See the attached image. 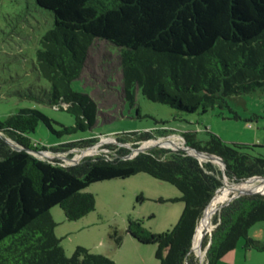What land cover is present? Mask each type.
Returning <instances> with one entry per match:
<instances>
[{"label":"trees","instance_id":"16d2710c","mask_svg":"<svg viewBox=\"0 0 264 264\" xmlns=\"http://www.w3.org/2000/svg\"><path fill=\"white\" fill-rule=\"evenodd\" d=\"M35 1L54 17L35 63L49 91L46 97L32 92L25 96L72 114L75 125L65 133L90 130L97 123L96 101L72 86L97 40L118 49L124 93L132 104L141 91L149 100L179 111L206 113L226 106L229 97L264 90V0ZM42 122L50 125V119L34 108L0 120V264H116L85 246L68 256L51 210L60 206L67 220H80L96 210L95 195L86 192L91 184L139 173L178 188L181 197L171 201L183 202L184 209L171 230L159 233L146 228L144 220L129 217L126 234L140 244L156 245L160 264H201L192 251L193 241L206 208L223 186L219 167L200 162L183 148L157 147L125 159L131 150L116 145L104 147L109 153L64 167L59 160L44 161L27 150H14L4 139L25 149L55 153L87 149L99 141L93 136L51 147L34 143L30 135ZM182 137L187 146L221 157L231 182L264 177V155L254 153L256 145L230 144L213 133L206 142L194 133ZM155 138L145 131L117 142L136 145ZM260 221L264 194L244 195L223 206L202 242L207 249L204 264H217L241 238L246 250L264 251V243L249 236ZM110 240L120 249L124 234L114 229Z\"/></svg>","mask_w":264,"mask_h":264},{"label":"rangeland","instance_id":"374dc122","mask_svg":"<svg viewBox=\"0 0 264 264\" xmlns=\"http://www.w3.org/2000/svg\"><path fill=\"white\" fill-rule=\"evenodd\" d=\"M53 26L52 13L39 7L35 0H0V120H6L22 108H34L50 119V125L42 122L30 135L34 143L51 147L96 136L100 144L86 152H82L84 149H74L59 153H33L36 158L59 160V165L64 167L75 165L88 156L107 152V148H104L107 145L120 146L117 142L119 137L126 138L127 134L145 131L153 132L156 138L152 140L173 144L176 148H184L186 141L182 136L186 133H194L197 140L202 142L208 141L213 133L230 144L256 145L254 153L264 155V90L229 97L226 106H216L206 113L179 111L167 104L149 100L141 91L136 92L135 103L132 104L124 93L118 49L101 40L90 48L82 75L72 84L75 91L87 94L96 101L97 123L90 130L65 133L66 127L75 125L72 114L25 96V93L32 92L46 97L49 91V83L40 78L35 63L41 38ZM103 137L116 140L106 143ZM146 142L149 141L126 147L132 149L144 145L145 151L159 147L155 146V142ZM85 153L90 154L82 156ZM215 165L220 168L219 164ZM86 192L96 197V210L88 216L69 221L60 206L51 210L58 223L56 234L62 239L68 256L77 246H85L98 253L94 251V244L100 239L101 230L107 229V243H112L110 234L114 229L126 234L129 217L144 220L145 227L156 233L171 230L184 209L183 202L171 201L181 197L178 188L146 173L96 182ZM139 196H143L144 200L138 201ZM219 210L217 207L213 218ZM95 219L98 225L89 223L95 222ZM207 231L208 226L204 225L199 234ZM249 236L264 243V221L254 224ZM202 239L201 236L197 251ZM245 243L246 240L241 238L233 260H222L218 264H264V251L246 250ZM140 245L146 251L147 264H160L155 256L156 245Z\"/></svg>","mask_w":264,"mask_h":264},{"label":"water","instance_id":"95a60500","mask_svg":"<svg viewBox=\"0 0 264 264\" xmlns=\"http://www.w3.org/2000/svg\"><path fill=\"white\" fill-rule=\"evenodd\" d=\"M4 139L10 144V146H11L14 150H27V151L30 152L31 154H33V153L44 154V153H45V151H38V150L25 149L23 146L19 145L18 143H16L15 141H13V140L10 139V138L4 137ZM149 141H152V140H149ZM153 141H158V140H153ZM146 143H147V142H146ZM99 144H100V143H97V144L93 145V146L90 147V148H97V147L99 146ZM155 146H159V147H161V148H174L173 146H165V145H162V144H159V143L155 144ZM90 148L84 149L82 152H84L85 150H88V149H90ZM175 148H176V147H175ZM183 149L185 150V152H186L187 154L196 157V158L199 159V161L202 162V163H203V162H212V163H214V164H215L216 162L219 163L220 170H221L222 173H223V186H222V187L225 186V184H226V180L228 179V177L226 176V173H225V166H226V165H225V162H224V160H223L221 157L216 156V155H213V154H210V153H208V152H203V151L196 150V149H194V148H192V147H190V146H187V145H184V148H183ZM130 150H131L132 152H131L129 155H127V156L125 157V159H132V158H134L135 156H137L139 153H141V152H146L145 149H144V145L139 146L138 148H132V149L130 148ZM82 154H83V153H82ZM82 154H81V155H82ZM86 156H87V155H86ZM201 157L204 158V159H206V160L202 161V158H201ZM74 160H76V159H74ZM255 178H261V179L264 180V177H258V176H256V177H252V178H250V179H248V180H245V181H243V182L236 183V185L241 184V183H244V182H247V181H250V180L255 179ZM222 187H221V188H222ZM221 188H220V189H221ZM220 189H218L217 193L220 191ZM234 189H235V193L233 194V196L231 197V199H230L229 201H227L225 204H223V205L220 207V209H222L223 206L228 205V204H229L230 202H232L233 200H235V199H237V198H240L241 196H244V195H251V194H256V193H261V192H259V191H257V190L242 191V190H240L239 188H236V187H235ZM217 193H216V195H217ZM261 194H264V193H261ZM216 195L214 196V198L216 197ZM214 198L212 199V201L214 200ZM212 201H211V203H212ZM211 203L208 205V207L211 205ZM208 207L206 208V210L208 209ZM206 210H205V212H206ZM205 212H204V216H205ZM204 216H203V217H204ZM202 219H203V218H202ZM201 221H202V220H201ZM201 221H200V223H201ZM200 223H199V225H200ZM199 225H198V227H197L196 234H197V232H198ZM212 230H213V229H212ZM212 230H211L209 233H211ZM196 234H195V237H196ZM205 235H206V234H205ZM205 235L203 236V239H204ZM195 237H194V241H193V248H192V251L195 252L196 255L200 258L201 264H204L205 256H206V253H207V249H206V250H203V248H202V242H203V239H202V241H201V245H200V250L197 251V250L195 249V247H194Z\"/></svg>","mask_w":264,"mask_h":264},{"label":"crops","instance_id":"0c3cea01","mask_svg":"<svg viewBox=\"0 0 264 264\" xmlns=\"http://www.w3.org/2000/svg\"><path fill=\"white\" fill-rule=\"evenodd\" d=\"M94 221L95 222H89V223L93 225H98L99 222H97L96 219ZM108 233L109 232L107 231V229L101 230L100 239L96 240L94 244L95 245L94 251L114 258L116 261V264H147V256H145L146 251H144V247H142L138 241L133 239L131 236L125 234L122 247L120 249H114L112 243L110 242L107 243ZM107 245H108V250L106 249ZM107 251L109 252L111 251V253L113 254L108 253ZM235 253H236L235 250L233 252H230L219 262H221L222 260L232 261L235 256Z\"/></svg>","mask_w":264,"mask_h":264},{"label":"bare ground","instance_id":"6f19581e","mask_svg":"<svg viewBox=\"0 0 264 264\" xmlns=\"http://www.w3.org/2000/svg\"><path fill=\"white\" fill-rule=\"evenodd\" d=\"M156 144H162V145H170L173 147H176L173 144H165V143H160L159 141H153ZM147 145V144H146ZM149 145H147L148 147ZM86 152V151H85ZM90 153H85V155L82 156H86L89 155ZM202 158V157H201ZM206 159L202 158V161H204ZM216 164H219L216 162ZM239 188L242 191H250V190H257L261 193H264V180L261 178H255L252 179L250 181L241 183L236 185V183L231 182L229 179L226 180V184L224 187H222L220 189V191L217 193L216 197L214 198V200L212 201L211 205L208 207V209L205 212V216H204V220L200 223L199 228H198V232L196 235V239H195V243H194V247L197 250L198 248V243L201 240V236L203 238V236L208 232H210L213 228L214 225L212 227H210L211 223H212V219H213V215L216 211V208L218 207L220 209V207L225 204L227 201H229L231 199V197L233 196V194L235 193V189L234 188ZM208 226V231L204 234H199V232L201 231L203 226Z\"/></svg>","mask_w":264,"mask_h":264},{"label":"built area","instance_id":"2783aa9c","mask_svg":"<svg viewBox=\"0 0 264 264\" xmlns=\"http://www.w3.org/2000/svg\"><path fill=\"white\" fill-rule=\"evenodd\" d=\"M161 139H162V138H161ZM183 139H184V138H183ZM102 140H104L106 143H111V142H113V141L116 140V139H114V138H110V137H103ZM118 144H120L119 147L129 145V144H121V143H118ZM106 151H107V152H111V150H109V149H106Z\"/></svg>","mask_w":264,"mask_h":264}]
</instances>
